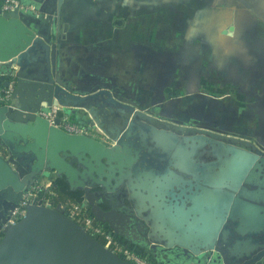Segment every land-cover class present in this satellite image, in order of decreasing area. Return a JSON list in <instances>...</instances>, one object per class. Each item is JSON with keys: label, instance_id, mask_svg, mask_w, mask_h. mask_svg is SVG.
<instances>
[{"label": "water", "instance_id": "obj_1", "mask_svg": "<svg viewBox=\"0 0 264 264\" xmlns=\"http://www.w3.org/2000/svg\"><path fill=\"white\" fill-rule=\"evenodd\" d=\"M20 1L33 9L0 10V80L13 87L0 106V227L23 192L53 174L156 264H264V151L136 108L109 88L66 89L54 26L61 0ZM51 106L90 133L50 124L38 112ZM0 264L130 263L62 212L31 203L4 229Z\"/></svg>", "mask_w": 264, "mask_h": 264}, {"label": "rangeland", "instance_id": "obj_2", "mask_svg": "<svg viewBox=\"0 0 264 264\" xmlns=\"http://www.w3.org/2000/svg\"><path fill=\"white\" fill-rule=\"evenodd\" d=\"M123 11L121 25L137 27L123 50L132 93L162 91L155 106L200 96L193 112L186 103L176 112L200 117L203 100L226 116L218 130L264 151V0H132Z\"/></svg>", "mask_w": 264, "mask_h": 264}, {"label": "crops", "instance_id": "obj_3", "mask_svg": "<svg viewBox=\"0 0 264 264\" xmlns=\"http://www.w3.org/2000/svg\"><path fill=\"white\" fill-rule=\"evenodd\" d=\"M125 1L132 0H61L55 10L54 26L61 40L59 72L64 77L66 89L78 94L87 93L95 85L113 92L133 89L132 80L124 78L123 50L130 49L125 38L128 34L132 37L137 27L128 29L120 22L115 23L124 16ZM57 178L52 174L35 183L54 182ZM118 238L126 242L122 237ZM135 249L152 259L149 253L138 247Z\"/></svg>", "mask_w": 264, "mask_h": 264}, {"label": "built area", "instance_id": "obj_4", "mask_svg": "<svg viewBox=\"0 0 264 264\" xmlns=\"http://www.w3.org/2000/svg\"><path fill=\"white\" fill-rule=\"evenodd\" d=\"M19 7L26 10L20 0H3L0 2L1 12H6ZM12 82L8 86L0 87V106H8L12 97ZM61 112V114H59ZM39 115L46 118L50 124H54L56 118L59 119L57 127L69 134L90 133L87 126H83L72 121L69 116L63 113L60 106H51L38 112ZM2 154V150L0 149ZM55 183H35L29 189L23 192L20 201L11 209L7 215L6 221L0 227V241L4 237V229L10 225L18 223L23 219L27 212V206L35 203L62 212L66 217L76 223L89 236L100 242L106 249L114 253L121 259L130 264H156L153 259L147 255L140 254L132 244L122 242L115 233L105 224L98 221L90 212L88 206L81 200H56Z\"/></svg>", "mask_w": 264, "mask_h": 264}, {"label": "flooded vegetation", "instance_id": "obj_5", "mask_svg": "<svg viewBox=\"0 0 264 264\" xmlns=\"http://www.w3.org/2000/svg\"><path fill=\"white\" fill-rule=\"evenodd\" d=\"M146 75H147V73L145 72L144 69H143V72L141 73V76H140L139 72L135 73L136 77H141V78L146 77ZM136 88H137V91H135V93H132V91H123V90H121V91L115 90L114 93L119 98H125V99L132 101L135 104L136 108H140V109L147 111V112H150L154 115L162 116L163 118H172V119L174 118L177 120H181L183 122L190 123L192 125H200L203 127H209V128L217 129V127H219L220 120L223 118H226L225 115H222V118L219 119L221 117V115H219V112H216L217 109L216 110L214 109L210 112L209 108L212 105L211 106L206 105V107L202 106L204 104L203 100L202 101L198 100L200 102L197 103L198 105H200L198 112H203V113L201 114L200 117H193L191 115L190 111L193 112L195 106H191V104H193L192 101L194 102V99H198L200 96L196 97V98H186L184 101H179V102H177L175 100L174 101L171 100V101L165 102V104L163 106H155V103L161 102L159 94L162 93V91H156V89H155V91H152L149 94V90L146 89V86L142 85V84L136 85ZM139 92H141V93L139 94ZM147 94H149V96H147ZM151 103H153V104L151 105ZM183 103H186L187 105H189L191 103L189 105L190 111L188 110V111L176 112L177 111L176 106L180 107L179 105H183ZM212 107H214V106H212ZM205 109H206V111H205ZM208 109H209V111H208ZM194 113H196V112H194ZM216 121H217V123H216ZM115 235H118V234L115 233ZM261 243L264 244V242H261ZM261 258L264 259V256H262ZM261 264H262V262H261Z\"/></svg>", "mask_w": 264, "mask_h": 264}, {"label": "trees", "instance_id": "obj_6", "mask_svg": "<svg viewBox=\"0 0 264 264\" xmlns=\"http://www.w3.org/2000/svg\"><path fill=\"white\" fill-rule=\"evenodd\" d=\"M72 121L77 122L79 124H84L82 119L71 118ZM55 183V191L57 193L56 200H76L79 201L82 199L83 192L81 190H70L66 180L63 177H58L54 180Z\"/></svg>", "mask_w": 264, "mask_h": 264}]
</instances>
